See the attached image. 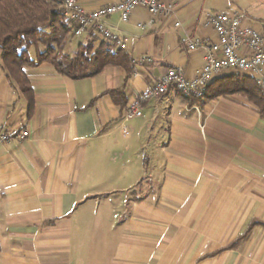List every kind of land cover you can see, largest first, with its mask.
I'll return each mask as SVG.
<instances>
[{
  "label": "crops",
  "instance_id": "1",
  "mask_svg": "<svg viewBox=\"0 0 264 264\" xmlns=\"http://www.w3.org/2000/svg\"><path fill=\"white\" fill-rule=\"evenodd\" d=\"M79 1L91 13L118 0ZM161 1L175 19L142 9L128 23L106 19L129 43L128 80L119 67L79 80L48 64L28 70L29 119L28 102L0 66V134L29 132L0 143V264H264V226L220 252L251 222H264L256 108L234 95L194 109L172 88L145 103L142 117L125 119L128 103L168 69L197 76L203 53L189 52L186 41L214 40L210 13L243 10L264 30V0ZM92 42L101 44L91 32L71 35L65 52ZM233 75L241 74L215 80ZM120 90L124 108L110 95Z\"/></svg>",
  "mask_w": 264,
  "mask_h": 264
},
{
  "label": "trees",
  "instance_id": "2",
  "mask_svg": "<svg viewBox=\"0 0 264 264\" xmlns=\"http://www.w3.org/2000/svg\"><path fill=\"white\" fill-rule=\"evenodd\" d=\"M75 24L68 19L57 0H0V66L11 84L28 102L30 119L35 105L33 88L26 72L41 65H51L59 74L74 80L95 77L108 67H119L126 72L128 80L135 68L134 61L128 52L115 50L102 42L98 48L94 43L81 45L74 56L66 54L70 36H74ZM43 49V51H42ZM38 50L37 58L32 52ZM183 97L189 107L203 101H213L240 96L250 102L259 116L264 119V92L254 79L233 75L214 80L208 86L203 101ZM114 98L120 97L121 107L123 92L112 91ZM256 226H264V222L253 221L246 232L231 245L220 252L237 248L249 240Z\"/></svg>",
  "mask_w": 264,
  "mask_h": 264
},
{
  "label": "built area",
  "instance_id": "3",
  "mask_svg": "<svg viewBox=\"0 0 264 264\" xmlns=\"http://www.w3.org/2000/svg\"><path fill=\"white\" fill-rule=\"evenodd\" d=\"M57 1L64 10L65 16L75 24V37L91 32L101 43L105 42L113 49L125 52L128 51L129 43L127 39L112 31L106 21L108 17L117 14L123 23H128L133 13L137 9H142L156 19H175L174 9L164 5L161 0H118L110 6L91 13L84 9L79 0ZM207 25L214 30V40L186 41V49L189 52L203 53L204 64L197 76L190 80L182 69H168L158 82L128 103L125 117L127 121L142 117L145 103L166 95L172 88L186 98L203 101L208 86L227 71L254 79L264 92V30L254 29L250 25L247 13L243 10L210 13L207 17ZM175 27L181 28L182 25L176 22ZM125 135L128 133L125 132ZM28 136L27 131L4 132L0 134V143L24 140Z\"/></svg>",
  "mask_w": 264,
  "mask_h": 264
}]
</instances>
